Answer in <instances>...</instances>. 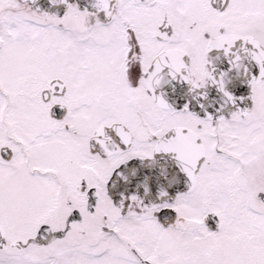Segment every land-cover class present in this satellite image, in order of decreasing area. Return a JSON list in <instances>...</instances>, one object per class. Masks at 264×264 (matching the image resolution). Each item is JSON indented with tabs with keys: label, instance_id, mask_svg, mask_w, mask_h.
Here are the masks:
<instances>
[{
	"label": "snow or ice",
	"instance_id": "1",
	"mask_svg": "<svg viewBox=\"0 0 264 264\" xmlns=\"http://www.w3.org/2000/svg\"><path fill=\"white\" fill-rule=\"evenodd\" d=\"M0 264H264V0H0Z\"/></svg>",
	"mask_w": 264,
	"mask_h": 264
}]
</instances>
